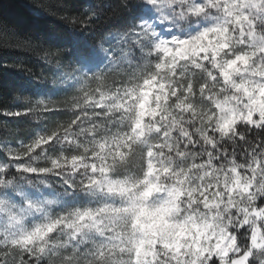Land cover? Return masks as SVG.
Listing matches in <instances>:
<instances>
[{
  "label": "clouds",
  "instance_id": "1",
  "mask_svg": "<svg viewBox=\"0 0 264 264\" xmlns=\"http://www.w3.org/2000/svg\"><path fill=\"white\" fill-rule=\"evenodd\" d=\"M0 264H264V0H0Z\"/></svg>",
  "mask_w": 264,
  "mask_h": 264
},
{
  "label": "trees",
  "instance_id": "2",
  "mask_svg": "<svg viewBox=\"0 0 264 264\" xmlns=\"http://www.w3.org/2000/svg\"><path fill=\"white\" fill-rule=\"evenodd\" d=\"M15 10H13V12H14Z\"/></svg>",
  "mask_w": 264,
  "mask_h": 264
}]
</instances>
